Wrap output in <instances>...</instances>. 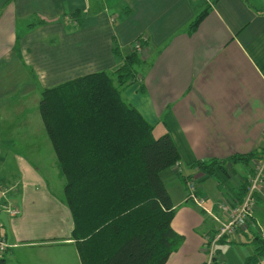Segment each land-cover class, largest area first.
I'll use <instances>...</instances> for the list:
<instances>
[{"label":"crops","instance_id":"1","mask_svg":"<svg viewBox=\"0 0 264 264\" xmlns=\"http://www.w3.org/2000/svg\"><path fill=\"white\" fill-rule=\"evenodd\" d=\"M203 5L208 15L191 32ZM95 6V0H0V206L20 211L0 210V235L11 249L22 242L57 249L51 264H82L72 218L46 237L30 223L55 196L57 180L63 190L66 181L46 136L41 93L89 73L115 71V44L128 54L144 36L140 80L122 89V97L154 125L155 136L171 133L181 155L178 165L161 173L174 205L172 226L183 236L166 264H204L207 238L221 223L186 200L188 181L197 182L206 206L224 222L219 204L238 203L245 194L251 176L245 165L217 168L215 175L196 165L264 149V4L107 0ZM251 218L264 228V190ZM28 220L29 234L23 229ZM254 229L250 223L223 237L216 264H246L255 256Z\"/></svg>","mask_w":264,"mask_h":264},{"label":"trees","instance_id":"2","mask_svg":"<svg viewBox=\"0 0 264 264\" xmlns=\"http://www.w3.org/2000/svg\"><path fill=\"white\" fill-rule=\"evenodd\" d=\"M207 15V9L199 12L189 31ZM137 42L128 54L115 44V71L89 73L41 93V116L66 179L72 239L82 264H166L183 242L172 226L174 205L161 178L180 162L177 144L169 132L155 136L154 125L121 93L140 80L144 48L137 49ZM262 155L263 150L235 154L196 166L215 175L217 168L228 172L229 162L249 168ZM256 237L257 253L246 264H258L264 255V240ZM0 264H5L3 255Z\"/></svg>","mask_w":264,"mask_h":264},{"label":"built area","instance_id":"3","mask_svg":"<svg viewBox=\"0 0 264 264\" xmlns=\"http://www.w3.org/2000/svg\"><path fill=\"white\" fill-rule=\"evenodd\" d=\"M146 37L142 38L146 40ZM137 42L135 47L137 49H142V42ZM179 163V162H178ZM177 163V165H178ZM254 172L250 178L248 189L244 197L238 203H234L232 200H225L219 204L220 209L227 215V221H222L220 217L215 214L208 206L205 204L203 196H200L197 192V186L194 181H188V192L186 196L187 201L195 203L198 207L204 210L207 214L212 216L215 220L221 223L218 231L212 236L207 238V253L208 258L204 264H216L218 242L223 237L231 236L240 230L246 228L250 223L254 226L255 232L264 240V228H259L253 223L251 218V210L256 204V199L258 195H261L264 190V154L262 155L261 160H257V163L254 164ZM179 171H181L179 169ZM0 210L7 212L10 215L16 216L20 213L19 210L12 207L9 204H3L0 206ZM13 245L10 244L9 240L0 235V257L3 253ZM258 264H264V255H262Z\"/></svg>","mask_w":264,"mask_h":264},{"label":"rangeland","instance_id":"4","mask_svg":"<svg viewBox=\"0 0 264 264\" xmlns=\"http://www.w3.org/2000/svg\"><path fill=\"white\" fill-rule=\"evenodd\" d=\"M199 1L208 2V1H213V0H199ZM250 1L257 6L264 4V0H250ZM95 2H96L95 10H97L101 4L105 5L107 3V0H95ZM205 6L206 5H203L201 7V10H204ZM196 17L194 18V20L196 19ZM112 75H113L115 84H118L117 79H116V74H112ZM34 107L35 106L33 105L32 109ZM47 134L48 133L46 131V136ZM263 154H264V149H263ZM261 158L262 156L258 160H261ZM256 163H257V160H254L249 165L251 176L253 175L254 167H255L254 164ZM251 176L248 179L247 186L249 185ZM62 181L64 182V179H62ZM192 181H194L197 186V182L195 180H192ZM59 182L60 181L57 180V182L55 183L57 190H55L54 192L55 196L54 197L52 196L53 199L51 201H44V204L42 207L45 210H41V212H39V214H42V216L40 215L36 216L35 221L34 219L30 220V223L34 225V227L37 229V232L39 231L42 236L47 235V232L52 229H56V228L59 229L60 226H65L67 223L70 222L69 218H72L70 209L66 202L64 190L62 189V186ZM21 187L22 186L20 185V190H21ZM61 207H64V208H61ZM63 210L66 211V214L67 212L68 214H70V217H68V219H67V216H65V214L63 216L60 214ZM27 222L28 223L24 225L23 229L27 234H29V220ZM56 250L57 249H42V247H29V244H24V242H22L16 248H12V249L11 247L8 248L3 253V256L5 254L7 255L6 264H51V260L53 257L51 256V253Z\"/></svg>","mask_w":264,"mask_h":264},{"label":"water","instance_id":"5","mask_svg":"<svg viewBox=\"0 0 264 264\" xmlns=\"http://www.w3.org/2000/svg\"><path fill=\"white\" fill-rule=\"evenodd\" d=\"M227 166H228V167H231V166H232V163L229 162ZM4 221H5L6 226H8V221H7V217H6V215H4Z\"/></svg>","mask_w":264,"mask_h":264}]
</instances>
